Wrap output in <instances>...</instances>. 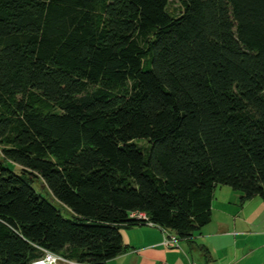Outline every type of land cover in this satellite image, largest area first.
Returning <instances> with one entry per match:
<instances>
[{
  "label": "trees",
  "instance_id": "trees-1",
  "mask_svg": "<svg viewBox=\"0 0 264 264\" xmlns=\"http://www.w3.org/2000/svg\"><path fill=\"white\" fill-rule=\"evenodd\" d=\"M218 186L264 201V0H0V264L190 240Z\"/></svg>",
  "mask_w": 264,
  "mask_h": 264
},
{
  "label": "crops",
  "instance_id": "crops-1",
  "mask_svg": "<svg viewBox=\"0 0 264 264\" xmlns=\"http://www.w3.org/2000/svg\"><path fill=\"white\" fill-rule=\"evenodd\" d=\"M240 196L229 187H216L211 222L190 240L177 239L178 248L164 246L165 233H171L155 225L123 228L127 250L106 264H264V201L253 197L241 204ZM214 239L240 247L241 253L217 259Z\"/></svg>",
  "mask_w": 264,
  "mask_h": 264
},
{
  "label": "built area",
  "instance_id": "built-area-1",
  "mask_svg": "<svg viewBox=\"0 0 264 264\" xmlns=\"http://www.w3.org/2000/svg\"><path fill=\"white\" fill-rule=\"evenodd\" d=\"M129 218H132L137 221H141L145 223L146 225L153 226L150 222H148L147 217L144 213L141 212H135L131 213L129 215ZM178 240L174 235H167L165 233V238L163 241V245L166 247H174L178 248ZM31 264H78L69 260H66L65 258L61 257L60 255L54 254L52 252L43 251V256L32 262ZM164 264V263H162Z\"/></svg>",
  "mask_w": 264,
  "mask_h": 264
},
{
  "label": "rangeland",
  "instance_id": "rangeland-1",
  "mask_svg": "<svg viewBox=\"0 0 264 264\" xmlns=\"http://www.w3.org/2000/svg\"><path fill=\"white\" fill-rule=\"evenodd\" d=\"M173 6H175V4H173ZM34 188H35L36 192H38L39 194L42 195V197L50 200V196L44 190V187H43L42 182L40 180L36 181V184H34ZM53 204L56 207L60 208V206L58 204H56L54 202H53ZM223 240L224 239L220 240L219 242L216 241L215 239L211 240V243H213L212 245L216 246V258L217 259H221L223 256V253L229 254L230 255L229 257L234 256V254H240L241 253V251L239 249L240 247L235 248L230 242H226V240H224V241ZM226 244H228V245H226Z\"/></svg>",
  "mask_w": 264,
  "mask_h": 264
}]
</instances>
